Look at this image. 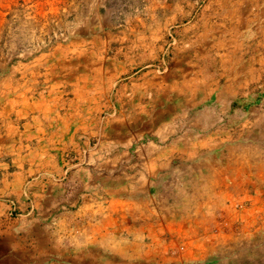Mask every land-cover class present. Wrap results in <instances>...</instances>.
Segmentation results:
<instances>
[{"label": "rangeland", "instance_id": "374dc122", "mask_svg": "<svg viewBox=\"0 0 264 264\" xmlns=\"http://www.w3.org/2000/svg\"><path fill=\"white\" fill-rule=\"evenodd\" d=\"M17 98L83 137L59 203L3 197L0 264H264V0H0L9 154L16 121L52 115Z\"/></svg>", "mask_w": 264, "mask_h": 264}, {"label": "crops", "instance_id": "0c3cea01", "mask_svg": "<svg viewBox=\"0 0 264 264\" xmlns=\"http://www.w3.org/2000/svg\"><path fill=\"white\" fill-rule=\"evenodd\" d=\"M15 100H17V103L15 101L13 109L18 113L17 117L21 116V109L23 107H29V110L24 111L25 115L28 116L32 111H35L37 104L41 105L42 109L36 110L37 112L51 110L52 115H49L47 118H36L35 114H30L29 118L16 121V131L8 132L13 133L14 138L17 137L18 143L15 150L10 154L7 151H0V238L8 237L7 235H10L13 230H10L6 224L11 227L16 223V218H9L4 213L5 209L8 208V204L6 205L2 202L3 197H9L10 201H12L17 208L25 210V213L31 212L33 207L38 205L37 201L39 199L36 197L40 198V196H42L41 192L43 191L46 192L44 198L47 206L50 203H59L55 199L57 196L55 193L60 184L59 181H61V187L62 190H64V187H70L69 176L78 174L79 171L78 169L70 170V166H64L65 162H63V157L70 153V149L74 147L76 143H79L78 137H83L82 133H79V131L82 132L79 123L77 124L71 121L66 115L64 104H59L53 108L45 101L42 103L29 102L22 104L24 101L18 103L20 102L19 100H21L20 98L19 100L18 98ZM7 113L9 112H6V114ZM42 116H45V114ZM78 128L80 130H78ZM163 169H165V166ZM49 191L53 192V195H48ZM198 197H201L198 198V200L206 199L200 206H208L207 202L209 199L207 200V196L203 197L199 194ZM65 198L67 199V197ZM186 198L192 200L195 199V195L187 192ZM74 201L76 200L74 199ZM84 202H86V198L78 202L76 201L73 206H84L85 204H82ZM98 203L99 201H97L96 197L93 198V204L98 206ZM109 203L122 205V202L118 198L114 199L113 202L112 200L109 201ZM205 211L207 212V210ZM195 218L197 219L194 220V222H197V224L204 221L203 213ZM33 219L34 218L31 217L30 220L33 222ZM208 219L206 218V221ZM163 227L164 226H161L159 228L164 229L165 227ZM201 227L202 228L198 230L190 227L189 232L192 236H195L198 232L207 233L206 225ZM3 243L4 242H0V244ZM14 249L18 250L16 247Z\"/></svg>", "mask_w": 264, "mask_h": 264}]
</instances>
